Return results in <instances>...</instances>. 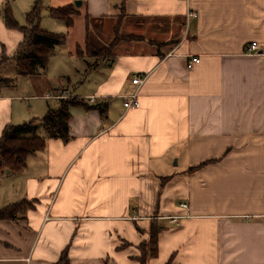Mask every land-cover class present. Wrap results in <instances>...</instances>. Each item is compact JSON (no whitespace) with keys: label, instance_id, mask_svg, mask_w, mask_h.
Listing matches in <instances>:
<instances>
[{"label":"crops","instance_id":"crops-1","mask_svg":"<svg viewBox=\"0 0 264 264\" xmlns=\"http://www.w3.org/2000/svg\"><path fill=\"white\" fill-rule=\"evenodd\" d=\"M5 4L0 52L9 53L21 36L4 25ZM74 6L73 25L64 26L74 49L61 87L108 110L102 117L70 107L68 141L45 134L22 170L0 174V207L31 203L15 219H0V264H57L64 250L68 264H139L153 218L162 230L147 264H264V0ZM117 35L142 40L118 41L109 59L75 53L86 37L106 47ZM253 41L258 49L249 53ZM193 56L200 61L188 69ZM133 75L146 76L140 105L124 112L121 96L134 88ZM44 81H32L36 96L0 91V132L57 105L44 97L53 89ZM171 216L182 217L172 223Z\"/></svg>","mask_w":264,"mask_h":264},{"label":"trees","instance_id":"trees-1","mask_svg":"<svg viewBox=\"0 0 264 264\" xmlns=\"http://www.w3.org/2000/svg\"><path fill=\"white\" fill-rule=\"evenodd\" d=\"M41 0H36L32 9L26 13V25H19L13 17L10 5L5 4L2 10L4 25L8 29L19 32L21 38L12 54L8 53L3 47L0 52V67L10 60L16 65L18 75L33 76L45 70L47 61L52 55L53 49L61 45L66 40V34L54 33L41 29ZM78 11L74 4H66L57 7H49L48 14L53 19H60L67 28L73 25V15ZM125 15L121 11L117 27L121 17ZM88 16V15H87ZM87 29V25H86ZM142 40V36H116L106 47H97L89 39H85L84 46L76 45L75 53L78 56H91L95 59H109L112 54L113 46L120 40ZM96 65V64H95ZM2 85L10 79L2 78ZM72 106H79L84 109H95L102 117H105L108 110L106 102H96L89 104L86 100L76 97L60 98L55 107L48 106L45 114L39 122L36 119L22 122L20 124L7 123L0 132V174L6 171L17 172L26 166L28 155L45 146L46 138L39 135V128L42 127L47 138L60 139L64 142L69 137V109ZM203 164L191 167L188 172H192ZM161 180L168 177L160 178ZM22 203L31 205L27 201H18L4 207H0V219H15L17 209ZM162 228L158 225L157 219L149 220L147 238L138 245V255L136 260L139 264H147L148 259L157 255L158 234ZM57 264H68L66 251L64 250ZM164 264H172L171 259Z\"/></svg>","mask_w":264,"mask_h":264},{"label":"rangeland","instance_id":"rangeland-1","mask_svg":"<svg viewBox=\"0 0 264 264\" xmlns=\"http://www.w3.org/2000/svg\"><path fill=\"white\" fill-rule=\"evenodd\" d=\"M10 3V7L12 10V14L16 22L23 26L26 25V13L30 11L35 3L36 0H8ZM58 0H41V21H40V27L41 29L45 31H50L55 30V29H63L61 32H54V33H64L67 35V30L65 29V23L60 20V19H53L49 16L48 14V9L49 7H52V3ZM78 33V29L75 30L71 35H74ZM74 49L73 42L70 41V37H67L66 42L61 46L57 47L54 50V54H52L46 64L45 70L40 71L41 75L36 76V77H25L18 75L17 70H16V65L13 60L8 61L4 65L0 67V79L2 78H7L10 79L8 80L6 84L2 85L0 84V91L2 92L3 90H10V88L17 90L14 92H18V94L21 97L24 96H36L40 95L41 92L35 91L32 86V81L37 82L40 86L43 83V85L47 84L46 81H44V75L48 79V81L51 83L50 88H56L58 86H62L63 83L66 86L67 85V78L65 77V65L67 62V58L70 54L69 52H72ZM10 54L13 53V51L9 52ZM93 65V64H91ZM71 83L74 84L72 78ZM36 80V81H35ZM3 81L0 80V83ZM49 84V83H48ZM38 85V86H39ZM53 86V87H52ZM27 99V100H26ZM24 102L29 103V98L27 97ZM38 102L40 103V107L43 108L46 101L43 99L42 101H36L34 100V103L36 107H38ZM53 105L57 104L56 101L51 100L49 101ZM42 117V116H41ZM41 118L37 119V122L40 121ZM39 135L43 136L45 135V131L42 127L39 128ZM29 207V205H26L25 203H22L20 207L17 209V212L22 211L23 209ZM17 215V214H16ZM18 216V215H17Z\"/></svg>","mask_w":264,"mask_h":264},{"label":"built area","instance_id":"built-area-1","mask_svg":"<svg viewBox=\"0 0 264 264\" xmlns=\"http://www.w3.org/2000/svg\"><path fill=\"white\" fill-rule=\"evenodd\" d=\"M188 17L189 16H197L196 12H192V11H188ZM257 42L253 41L251 42V44L249 45V47L247 48V51L249 53H256L257 52ZM200 61V59L198 57H191L188 59L187 61V68L188 69H192L193 65L195 63H198ZM146 76L145 75H133L130 79L131 85L134 86L133 89H131L128 93L124 94L121 96L122 98V107H123V111L127 112L129 110L132 109H136L139 107L140 103H139V98H138V93H139V89L141 87V85L143 84V82L145 81ZM45 98L48 99H60V98H66L67 96L64 94V89L62 87H57V88H53L48 90L45 95ZM181 208L186 209L188 207L186 202H182L180 204ZM182 216H171L169 217L170 221L172 223H177V221L179 220V218Z\"/></svg>","mask_w":264,"mask_h":264},{"label":"water","instance_id":"water-1","mask_svg":"<svg viewBox=\"0 0 264 264\" xmlns=\"http://www.w3.org/2000/svg\"><path fill=\"white\" fill-rule=\"evenodd\" d=\"M80 3H81V0H75L74 1V4L76 5V6H78V5H80ZM9 171H6V173H8Z\"/></svg>","mask_w":264,"mask_h":264}]
</instances>
